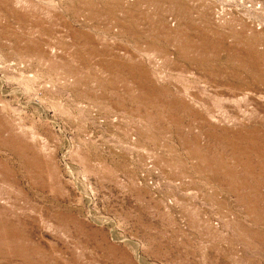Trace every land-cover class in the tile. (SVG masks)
<instances>
[{
	"label": "rangeland",
	"instance_id": "374dc122",
	"mask_svg": "<svg viewBox=\"0 0 264 264\" xmlns=\"http://www.w3.org/2000/svg\"><path fill=\"white\" fill-rule=\"evenodd\" d=\"M0 264H264V0H0Z\"/></svg>",
	"mask_w": 264,
	"mask_h": 264
}]
</instances>
